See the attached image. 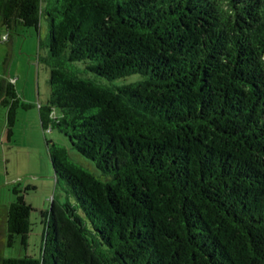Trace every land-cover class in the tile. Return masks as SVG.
<instances>
[{
    "label": "trees",
    "instance_id": "obj_1",
    "mask_svg": "<svg viewBox=\"0 0 264 264\" xmlns=\"http://www.w3.org/2000/svg\"><path fill=\"white\" fill-rule=\"evenodd\" d=\"M41 18L40 125L87 167L46 141L74 201L40 212L38 257L0 264H264V0H0L1 28ZM30 107L1 77L8 136ZM33 210L5 208L7 246Z\"/></svg>",
    "mask_w": 264,
    "mask_h": 264
},
{
    "label": "rangeland",
    "instance_id": "obj_2",
    "mask_svg": "<svg viewBox=\"0 0 264 264\" xmlns=\"http://www.w3.org/2000/svg\"><path fill=\"white\" fill-rule=\"evenodd\" d=\"M3 35H7L5 41ZM48 43L45 18L40 19L37 29L17 26L8 31L0 27V78L12 81L20 99L31 105L28 109L17 111L10 136L5 115L0 111V259L25 254L38 257L43 229L40 212L50 209L52 198L58 202L74 201L71 195L55 184L46 141L66 148L73 159L87 165L65 135L56 128L42 130L40 125L38 107L45 105L49 96ZM76 66L82 71L81 75L88 74L82 64L77 63ZM122 82L115 80L114 84ZM17 195H23L34 209L30 213L32 226L26 246L19 238L7 246L5 208Z\"/></svg>",
    "mask_w": 264,
    "mask_h": 264
},
{
    "label": "crops",
    "instance_id": "obj_3",
    "mask_svg": "<svg viewBox=\"0 0 264 264\" xmlns=\"http://www.w3.org/2000/svg\"><path fill=\"white\" fill-rule=\"evenodd\" d=\"M37 90H39V83H38V88H37ZM41 105H43V104H41Z\"/></svg>",
    "mask_w": 264,
    "mask_h": 264
},
{
    "label": "built area",
    "instance_id": "obj_4",
    "mask_svg": "<svg viewBox=\"0 0 264 264\" xmlns=\"http://www.w3.org/2000/svg\"><path fill=\"white\" fill-rule=\"evenodd\" d=\"M3 38H5V37H3Z\"/></svg>",
    "mask_w": 264,
    "mask_h": 264
}]
</instances>
